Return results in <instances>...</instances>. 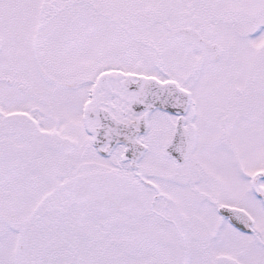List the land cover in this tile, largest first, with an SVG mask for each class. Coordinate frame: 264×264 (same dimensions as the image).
<instances>
[{
	"label": "snow or ice",
	"instance_id": "6c2138e0",
	"mask_svg": "<svg viewBox=\"0 0 264 264\" xmlns=\"http://www.w3.org/2000/svg\"><path fill=\"white\" fill-rule=\"evenodd\" d=\"M0 264H264V0H0Z\"/></svg>",
	"mask_w": 264,
	"mask_h": 264
}]
</instances>
